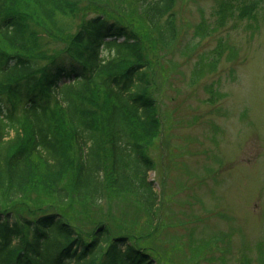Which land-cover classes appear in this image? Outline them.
<instances>
[{
	"label": "trees",
	"instance_id": "1",
	"mask_svg": "<svg viewBox=\"0 0 264 264\" xmlns=\"http://www.w3.org/2000/svg\"><path fill=\"white\" fill-rule=\"evenodd\" d=\"M82 1L0 0V264H158L106 222L90 229L66 216L69 204L104 196L136 199L151 215L160 202L149 180L162 130L149 45L135 22L89 15ZM139 1L147 24L163 22L173 39L177 0ZM39 196L67 209L43 208Z\"/></svg>",
	"mask_w": 264,
	"mask_h": 264
},
{
	"label": "rangeland",
	"instance_id": "2",
	"mask_svg": "<svg viewBox=\"0 0 264 264\" xmlns=\"http://www.w3.org/2000/svg\"><path fill=\"white\" fill-rule=\"evenodd\" d=\"M221 1L177 0L173 39L162 35L163 22L147 24L139 0L82 1L89 15L135 22L149 45L162 123L149 180L160 202L151 215L136 199L104 196L69 204L66 216L90 229L106 222L153 250L158 264H264V0H227L224 9ZM35 198L19 200V210L30 211ZM39 198L43 208L61 205Z\"/></svg>",
	"mask_w": 264,
	"mask_h": 264
}]
</instances>
